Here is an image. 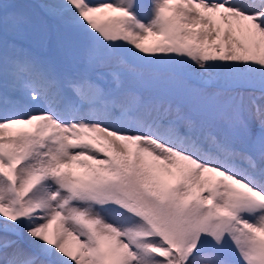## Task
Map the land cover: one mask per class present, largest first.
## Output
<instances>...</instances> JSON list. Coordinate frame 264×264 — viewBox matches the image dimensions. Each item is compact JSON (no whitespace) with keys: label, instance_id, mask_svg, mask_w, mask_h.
<instances>
[{"label":"snow or ice","instance_id":"1","mask_svg":"<svg viewBox=\"0 0 264 264\" xmlns=\"http://www.w3.org/2000/svg\"><path fill=\"white\" fill-rule=\"evenodd\" d=\"M0 264H264V0H0Z\"/></svg>","mask_w":264,"mask_h":264},{"label":"rangeland","instance_id":"2","mask_svg":"<svg viewBox=\"0 0 264 264\" xmlns=\"http://www.w3.org/2000/svg\"><path fill=\"white\" fill-rule=\"evenodd\" d=\"M10 2L17 3V4H30L33 3L34 0H10ZM145 3H148L149 0H144ZM150 15V10H149Z\"/></svg>","mask_w":264,"mask_h":264}]
</instances>
